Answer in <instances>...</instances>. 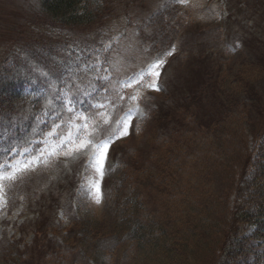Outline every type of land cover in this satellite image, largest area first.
Here are the masks:
<instances>
[{
  "label": "rangeland",
  "instance_id": "374dc122",
  "mask_svg": "<svg viewBox=\"0 0 264 264\" xmlns=\"http://www.w3.org/2000/svg\"><path fill=\"white\" fill-rule=\"evenodd\" d=\"M169 1L177 16L165 23L177 30L159 40L164 47L154 48L159 25L151 24L150 16L167 0H120L118 9L108 4L116 14L112 30L90 45H85L91 39L87 33L50 35L59 31L48 32L40 23L41 0H0V64L13 63L14 72L24 65L25 91L46 96V107L52 105L60 116L43 137L31 132L38 147L0 144V153L10 152L0 158V172L31 161L15 180L0 181V230L31 242V250L50 254L55 241L48 238L39 246L42 236H49L52 226L54 231L77 227L81 211L100 214L110 227L120 201L113 187L122 186V194L129 190L127 169L118 161L131 169L146 160L155 163L162 147L153 142L156 131L187 145L191 134L213 120L229 64L261 57L264 62V0ZM127 13L133 25L125 22ZM135 22L141 23L142 37ZM33 41L43 43L32 51ZM122 119L128 122L127 135ZM86 132L93 144L111 139L102 162L92 145L74 150ZM221 175L213 173L217 197L226 191V174ZM253 231L248 224L244 234Z\"/></svg>",
  "mask_w": 264,
  "mask_h": 264
},
{
  "label": "trees",
  "instance_id": "16d2710c",
  "mask_svg": "<svg viewBox=\"0 0 264 264\" xmlns=\"http://www.w3.org/2000/svg\"><path fill=\"white\" fill-rule=\"evenodd\" d=\"M118 2L41 0L38 19L48 32L59 31L50 35L87 33L91 39L85 45H90L112 30L116 14L108 4L118 9ZM166 3L150 16L151 24L159 25L154 48L164 47L159 40L177 30L165 23L176 21V5ZM125 15L127 24L134 22ZM139 24L134 25L142 37ZM42 43L33 41L32 51ZM12 64H0V144L38 147L31 132L43 137L60 116L52 105L46 107V96L25 91V66L14 72ZM223 74L213 120L191 134L187 145L156 131L153 142L162 147L155 163L146 160L150 163L131 169L118 161L127 169L129 190L122 194V186L113 187L120 201L110 227L100 214L81 211L77 227L54 231L52 226L51 234L42 236L39 246L48 238L55 241L50 254L31 250V242L3 228L0 264H264V62L238 59ZM55 104L60 110L59 101ZM216 172L226 174V191L219 197ZM248 224L254 225L249 236L244 234Z\"/></svg>",
  "mask_w": 264,
  "mask_h": 264
},
{
  "label": "snow or ice",
  "instance_id": "6c2138e0",
  "mask_svg": "<svg viewBox=\"0 0 264 264\" xmlns=\"http://www.w3.org/2000/svg\"><path fill=\"white\" fill-rule=\"evenodd\" d=\"M153 67H155V65H153ZM150 86H154V85H150ZM157 90H159V89H157ZM132 99H136V97H132ZM70 103H71V101H70ZM100 107H103V105H100ZM68 110L71 111L72 109L69 108ZM130 113H131V109L129 110V118H130ZM83 118L87 119V117H83ZM119 123H121L122 127H123L122 134L127 135L128 134L127 133V128H128L127 119H122V121H120ZM57 127H59V126H57ZM84 127L87 128V125H85ZM51 134H54V133H50V135ZM89 135H90V133L86 132L84 137L82 139H80L78 144H76L74 150L80 151L84 148H87L89 145H92L95 148L96 154H98L97 158L102 162L106 153H107L108 145L111 143V139L110 138L105 139V140L100 141L97 144H93L92 140L88 139ZM68 154H70V153H68ZM5 163H7V161H5ZM30 164H31V161L24 163V164H20L19 162H17L16 164L12 165V171L0 172V181L15 180L17 178V173H22L23 171L28 170ZM0 168H3V165H0ZM2 188H3V185L0 184V190H2Z\"/></svg>",
  "mask_w": 264,
  "mask_h": 264
}]
</instances>
